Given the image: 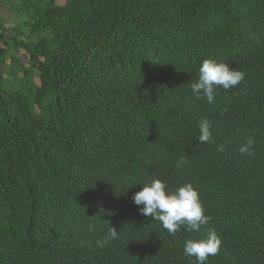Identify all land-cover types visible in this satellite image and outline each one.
<instances>
[{
    "label": "trees",
    "instance_id": "1",
    "mask_svg": "<svg viewBox=\"0 0 264 264\" xmlns=\"http://www.w3.org/2000/svg\"><path fill=\"white\" fill-rule=\"evenodd\" d=\"M10 1L0 264H195L185 240L209 230L208 264H264V0ZM205 59L244 73L211 104L190 88ZM153 178L191 183L207 225L173 236L142 215L132 197Z\"/></svg>",
    "mask_w": 264,
    "mask_h": 264
},
{
    "label": "clouds",
    "instance_id": "2",
    "mask_svg": "<svg viewBox=\"0 0 264 264\" xmlns=\"http://www.w3.org/2000/svg\"><path fill=\"white\" fill-rule=\"evenodd\" d=\"M244 80V73L230 65L217 62L213 59H205L198 69V79L190 88L197 98H206L208 103L215 100V91L218 86L228 90L237 86ZM199 143H207L212 139L209 121L205 118L199 123ZM254 141L248 139L246 144L241 145L242 154H251L250 149ZM223 151V146L218 148ZM184 158L181 157L177 167L181 166ZM132 201L139 207V212L151 219L160 221L164 229L170 235L175 236L182 225L187 231L199 232L202 225H207L209 217L200 202L198 191L191 183H185L175 190H170L166 182L159 178L144 183L141 190L136 192ZM118 231L114 227L108 229V234L103 246L110 240L118 238ZM221 240L214 230H209L204 238L187 239L184 244V254L195 258V264H208V258L215 256L220 248Z\"/></svg>",
    "mask_w": 264,
    "mask_h": 264
},
{
    "label": "rangeland",
    "instance_id": "3",
    "mask_svg": "<svg viewBox=\"0 0 264 264\" xmlns=\"http://www.w3.org/2000/svg\"><path fill=\"white\" fill-rule=\"evenodd\" d=\"M63 1L64 0H58V3H62ZM11 3H13V1L0 0V17L4 20L5 26L12 25V23L14 21H15V23H17V22L19 23L24 18L22 13L18 10L19 6L15 9L17 12H15V13L9 12V8H10ZM17 55L21 57V60L24 63H26L25 58H24L25 55H24V52L22 50H20L17 53ZM3 76L6 77L5 74Z\"/></svg>",
    "mask_w": 264,
    "mask_h": 264
}]
</instances>
